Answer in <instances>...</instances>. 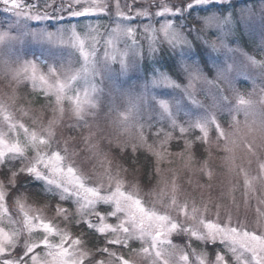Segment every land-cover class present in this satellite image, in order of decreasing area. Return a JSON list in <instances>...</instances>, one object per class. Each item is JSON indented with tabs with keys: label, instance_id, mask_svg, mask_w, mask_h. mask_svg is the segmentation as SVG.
Returning <instances> with one entry per match:
<instances>
[{
	"label": "rangeland",
	"instance_id": "obj_1",
	"mask_svg": "<svg viewBox=\"0 0 264 264\" xmlns=\"http://www.w3.org/2000/svg\"><path fill=\"white\" fill-rule=\"evenodd\" d=\"M18 2L0 264H264V0Z\"/></svg>",
	"mask_w": 264,
	"mask_h": 264
},
{
	"label": "trees",
	"instance_id": "obj_2",
	"mask_svg": "<svg viewBox=\"0 0 264 264\" xmlns=\"http://www.w3.org/2000/svg\"><path fill=\"white\" fill-rule=\"evenodd\" d=\"M240 3V2H239ZM244 4V3H243ZM238 5V4H237ZM220 8V7H218ZM217 8V9H218ZM210 11V10H207V12ZM201 14H203V10L200 11ZM163 58V57H162ZM160 67L163 66L164 69L168 70V71H173L175 66L174 65H171V61L167 60L165 64L163 65H159ZM127 164H132L131 166L133 167H137V165H140L142 166L146 171L150 169V167L152 166V163H151V157L150 156H145V154L143 153H138L136 156H133L132 158L129 156L128 158L125 159ZM133 160V161H132ZM86 234L85 237L88 239V237H91L92 234L91 233H88L86 231ZM89 240V239H88ZM92 244H96V242H92ZM91 244V245H92Z\"/></svg>",
	"mask_w": 264,
	"mask_h": 264
},
{
	"label": "snow or ice",
	"instance_id": "obj_3",
	"mask_svg": "<svg viewBox=\"0 0 264 264\" xmlns=\"http://www.w3.org/2000/svg\"><path fill=\"white\" fill-rule=\"evenodd\" d=\"M9 3H11L12 7L14 8H18L21 6L18 0H9ZM77 4H79V0H77ZM90 12L93 14L95 13V6H93L92 8H86L84 10V14H89ZM12 243L13 241L10 235L3 241H0V249L3 250V253H0V254H6L9 250L8 246L12 245Z\"/></svg>",
	"mask_w": 264,
	"mask_h": 264
}]
</instances>
